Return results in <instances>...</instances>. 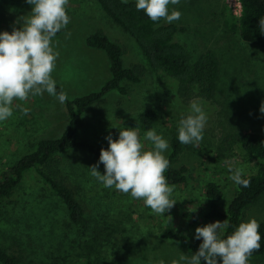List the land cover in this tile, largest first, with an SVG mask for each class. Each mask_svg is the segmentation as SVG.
Returning <instances> with one entry per match:
<instances>
[{"label": "rangeland", "instance_id": "rangeland-1", "mask_svg": "<svg viewBox=\"0 0 264 264\" xmlns=\"http://www.w3.org/2000/svg\"><path fill=\"white\" fill-rule=\"evenodd\" d=\"M31 7L26 0H0V32L11 33L13 28L23 27ZM226 8L230 12L225 0H180L177 5H169V12L181 13L180 19L173 21L178 26L177 39L195 56L213 50L220 63L213 100L201 103L207 115L203 139L198 146L183 144L173 163L177 168L185 167L187 175V180L176 185L170 197L177 203L163 216L157 215L142 200L128 198L114 187L106 188L89 177L79 184L70 183L85 209V220L77 225L69 220L60 198L34 173H27L0 214V246L18 258L17 264H75L81 259L80 244L94 233H105L110 228L115 232L101 261L95 264L119 257L125 264H185L180 256L190 257L191 250L180 240L162 237L160 232L181 229L202 243V239H195V229L224 221L203 216L204 180L218 183L223 192L221 206L225 209L237 191V184L229 179V169L239 167L243 175L249 174L255 170V163L246 161L236 145L224 152L221 139L230 132L264 134V113L260 112L264 103V49L243 42L236 30L225 25ZM66 12L70 22L53 39L59 56L52 78L69 99L99 90L110 78L106 54L86 45V38L97 30L122 48L124 67H143L139 82L123 81L126 94L111 91L82 114L77 139L108 148L107 136L115 140L120 129L135 128L145 148L150 149L152 145L144 140V133L154 129L169 143V149L163 153L167 157L170 140L178 135L179 120L189 114L193 100L180 104L173 99V84L149 69L135 43L95 0H68ZM12 107V117L0 122V171L32 151L40 139L59 136L68 120L64 103L46 92L30 96L27 101L15 100ZM24 108L28 109L27 114ZM148 109L155 111V122L151 128L143 129L136 117ZM68 161L88 170L97 164L82 153L66 154L64 163ZM98 171L104 174L102 164ZM243 218L244 222L253 218L258 223L264 220V193L245 210ZM120 219L122 223H118ZM252 262L249 259L248 263Z\"/></svg>", "mask_w": 264, "mask_h": 264}, {"label": "trees", "instance_id": "trees-1", "mask_svg": "<svg viewBox=\"0 0 264 264\" xmlns=\"http://www.w3.org/2000/svg\"><path fill=\"white\" fill-rule=\"evenodd\" d=\"M95 2L103 13L131 38L149 69L159 78L165 76L169 79L173 84V99L177 103L187 104L191 100L209 103L213 100L220 68L219 59L213 50L207 49L196 56L191 54L177 39L178 26L175 23H167L163 19L158 22L151 21L143 11H137L136 0H128L127 3H122L121 0H95ZM241 6V14L238 17L232 15L226 8L225 25L231 30H236L243 42L264 49V34L259 28V19L264 17V0H241ZM86 45L100 49L106 54L110 78L97 91L68 98L64 102L68 120L61 134L55 138L40 139L32 151L0 171V214L2 207L9 202L26 174L32 172L38 181L60 198L72 223L81 225L84 222V206L76 197L70 183L79 184L92 176L90 170L83 166L69 161L65 164L64 156L68 153H82L98 162L101 148H107L77 139L82 114L102 101L111 91L126 94L127 87L123 81L137 83L143 74V67L140 65L124 67L122 48L102 31L97 30L90 34L86 38ZM56 91L57 93L62 91L58 85ZM136 118L140 128L149 129L155 122V111L148 109L139 113ZM233 145L243 152L246 161H254L255 170L243 175L244 179L250 180V185L248 187L237 185V191L225 209L221 206L223 192L218 183L210 179L204 180L203 192L206 201L204 218L229 221V227L223 230L221 238L231 235L238 225L244 222L245 210L256 203L264 193V134L254 131L225 134L221 139L220 148L224 152H230ZM182 150L183 144L179 143L178 135L174 134L166 157L169 167L164 174L170 186L182 184L187 180L186 168L183 166L177 168L173 165ZM124 196L132 198L130 194ZM118 223H122V220L120 219ZM259 225L261 247L252 253L249 259L253 262L248 264H264V220L259 222ZM114 232V229L110 228L105 233L96 232L84 240L80 244L81 259L75 264L100 262L105 253V246L108 245L110 236ZM160 235L180 240L193 254L200 245L181 229L164 230ZM0 263L17 264L18 258L0 246ZM103 264H125V262L119 257ZM201 264H205L203 259ZM218 264H221L220 260Z\"/></svg>", "mask_w": 264, "mask_h": 264}, {"label": "clouds", "instance_id": "clouds-1", "mask_svg": "<svg viewBox=\"0 0 264 264\" xmlns=\"http://www.w3.org/2000/svg\"><path fill=\"white\" fill-rule=\"evenodd\" d=\"M127 3L128 0H121ZM32 5L31 15L25 18L23 27L13 28L11 33L0 32V122L13 115L15 100L27 101L30 96H42L45 92L56 97L63 104L67 94L57 93L52 72L59 53L54 50L53 39L66 28L70 18L66 12L68 0H26ZM180 0H136L137 11L153 22L161 19L172 23L180 19L177 10L169 12V5H177ZM260 32L264 34V17L259 19ZM23 112L27 114L28 109ZM264 113V103L260 106ZM207 115L200 102H190V112L182 116L178 124V141L181 144L198 146L203 139ZM108 148H101L97 164L89 167L90 175L106 188L130 194L135 200H142L145 207L163 216L177 201L171 199L174 185L170 186L165 177L169 161L164 152L169 143L154 129L144 133V140L152 145L146 149L141 142L138 130L123 128L118 139L106 137ZM104 166V174L98 171ZM229 177L235 184L248 187L250 180L243 178V170L230 168ZM171 217H168V221ZM229 227L228 219L215 221L195 229V239L201 240L198 250L190 257L181 255L185 264H248L254 251L261 247L260 225L253 218L241 222L235 231L226 238L221 232ZM173 264L178 262L173 261Z\"/></svg>", "mask_w": 264, "mask_h": 264}, {"label": "built area", "instance_id": "built-area-1", "mask_svg": "<svg viewBox=\"0 0 264 264\" xmlns=\"http://www.w3.org/2000/svg\"><path fill=\"white\" fill-rule=\"evenodd\" d=\"M232 15L238 17L241 14V0H225Z\"/></svg>", "mask_w": 264, "mask_h": 264}]
</instances>
